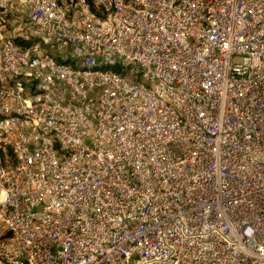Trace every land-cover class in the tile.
Listing matches in <instances>:
<instances>
[{
    "label": "built area",
    "instance_id": "obj_1",
    "mask_svg": "<svg viewBox=\"0 0 264 264\" xmlns=\"http://www.w3.org/2000/svg\"><path fill=\"white\" fill-rule=\"evenodd\" d=\"M0 264H264V0H0Z\"/></svg>",
    "mask_w": 264,
    "mask_h": 264
}]
</instances>
